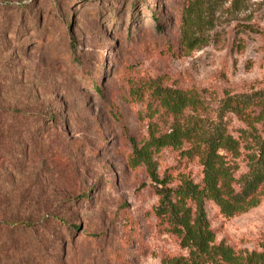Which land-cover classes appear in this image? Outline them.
<instances>
[{"label":"rangeland","instance_id":"1","mask_svg":"<svg viewBox=\"0 0 264 264\" xmlns=\"http://www.w3.org/2000/svg\"><path fill=\"white\" fill-rule=\"evenodd\" d=\"M184 2L0 0V264H168L186 254L157 227L151 181L128 163L131 142L173 122L150 86L189 90L211 110L227 93L264 89V0H204L190 15L191 50L179 43ZM225 119L234 136L246 127ZM154 160L172 184L202 178L198 159L180 150ZM206 211L218 241L264 246V195L230 218L212 202ZM16 219L36 225L4 227Z\"/></svg>","mask_w":264,"mask_h":264},{"label":"trees","instance_id":"2","mask_svg":"<svg viewBox=\"0 0 264 264\" xmlns=\"http://www.w3.org/2000/svg\"><path fill=\"white\" fill-rule=\"evenodd\" d=\"M203 1L185 0L179 14V43L187 50L197 46L190 15ZM59 31L64 34L61 28ZM69 43L74 46L72 40ZM69 61L76 63L77 58ZM93 79L89 75L91 87L103 97L104 90ZM149 95L165 114L173 117V122L164 132L150 128L147 139L140 145L132 141L128 163L131 167L145 168L151 191L157 197L151 209L157 227L174 236L186 250V254L168 259V264H264V246L249 251L218 241L206 211L207 202H212L221 216L230 218L257 206L264 195V89L227 93L214 110L205 108L198 95L189 90L155 85L149 87ZM187 111L202 114L187 116ZM228 114L239 116L246 124L237 130V136L228 130L225 119ZM166 147L180 150L184 157H196L202 167L201 180L180 174L172 184L170 176L159 177L154 155ZM240 157L245 161V171H240L236 162ZM3 223L12 231L36 225L20 219ZM59 223L66 224L64 220Z\"/></svg>","mask_w":264,"mask_h":264}]
</instances>
